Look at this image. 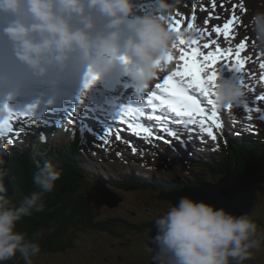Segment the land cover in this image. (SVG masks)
I'll return each mask as SVG.
<instances>
[{
    "label": "clouds",
    "instance_id": "obj_1",
    "mask_svg": "<svg viewBox=\"0 0 264 264\" xmlns=\"http://www.w3.org/2000/svg\"><path fill=\"white\" fill-rule=\"evenodd\" d=\"M173 10L170 0H151L146 11H138L137 0H0V13L14 17L4 32L19 61L38 77L72 67L76 75L96 77V83L119 74L134 91L145 92L180 41L196 37L195 30L169 26ZM249 27L254 49L264 53V12L254 13ZM207 86L219 108L245 102L244 88L231 75H220ZM9 145L0 136V164L10 154ZM60 177L51 163H38L36 190L17 206L10 203L11 189L0 171V262L19 254L24 264H33L41 250L40 233L30 239L18 223L43 211V197ZM257 228L249 214L184 196L155 220L149 250L154 264H233L259 247Z\"/></svg>",
    "mask_w": 264,
    "mask_h": 264
},
{
    "label": "rangeland",
    "instance_id": "obj_2",
    "mask_svg": "<svg viewBox=\"0 0 264 264\" xmlns=\"http://www.w3.org/2000/svg\"><path fill=\"white\" fill-rule=\"evenodd\" d=\"M172 1L175 2L178 7L184 5L183 3L184 0H172ZM215 2L217 6L215 9H213L211 7L212 0H197L195 5L197 27L207 28L209 26L210 28H213L214 26L219 25L218 23H216L217 22L216 20L219 19H221L220 26L222 27L223 24L227 22L229 18H231V16L233 15L234 6H236L235 14L241 18L242 22H238L233 26L232 33L230 34L229 39L221 47H232V44L237 45L241 41H246L247 46L244 51L247 50V54L245 55L244 59H246L249 62V66L247 67L249 69V72L254 70H259L258 76L260 77L261 73L264 72V70L260 69L259 67L261 63H264V53L258 52L253 47V38H252L251 28L249 27V21L251 17L254 15V13L264 12V0H215ZM241 5L244 10L241 9L240 7ZM137 6L143 7L144 10H147L148 8H150L151 2H143L142 0H137ZM210 12L212 13V18L209 19ZM168 19L174 22L173 24L174 26H176L175 22L179 20L180 24L178 25V27L180 28L181 31H183L187 29V23L190 22L191 17L182 19L179 17L178 11L174 9L168 14ZM204 19H209L207 25L202 23ZM181 47L182 46H180L177 49L180 50ZM179 55H180L179 53H175L173 55L174 59H178ZM261 59H263V61ZM165 70L166 69L164 68L163 72H165ZM263 86H264V81L261 82L260 87ZM252 102L254 104L255 102H258V100H252ZM260 104L262 108H264V102H260ZM253 124L255 125V127L260 128L262 131H264V119L259 117L255 121H253L252 125L250 126H254ZM235 129L240 130L238 128V125H236ZM240 131L243 133H255V134L257 133L251 127H242ZM34 132L35 131L33 130L32 134L29 136H26L25 134L23 136L24 138L19 140L22 142H18L16 140L17 147H10V149H21V147L26 149V146H28V142L32 141L33 138H35V140L38 139L39 141L38 144H42L41 137H43L44 135L39 132L40 136H38ZM60 133L61 131L56 132V134H60ZM122 143L123 142H121V144ZM53 144L58 145L59 143L57 141H54ZM160 145L158 142H156V146L159 147ZM42 146L45 147L46 145L42 144ZM87 146L89 149L95 148L96 144L93 143L92 139H89L88 142L86 143V147ZM170 147L172 146L169 145L168 148ZM118 148L121 151V155L124 157L125 163L124 166L121 165L120 168L117 165L116 167L117 171L111 172L110 174L124 175L127 173H132L133 169L139 166V168L141 169L143 168L147 169L148 172H145L146 177H152V178L157 177L160 179V181H165V180L167 181L169 180L170 176H174V174L171 173L170 170H168L167 166L164 163L165 161H169V160L173 163L171 156L166 157L164 159L165 161L161 160L160 158L157 157V154H159L160 152L159 149H157L155 146L148 145L147 148L149 150V153L147 155L139 154L137 146L130 143H124L123 145H119ZM133 148L136 149L135 152L132 151ZM201 150H203V148ZM162 151L165 150L162 149ZM214 152H219V149L218 148L211 149V154ZM84 157L88 158L90 161L103 163L99 160L100 157L93 158L89 155H84ZM105 157L108 160L109 158H111V160L118 159L117 156L112 154L108 155L106 153H105ZM106 159L104 162H106L107 164L114 163ZM132 159L133 162H131ZM145 159L148 160L147 163H145L144 161ZM217 165L219 164H215V166ZM103 167L107 169L106 166ZM179 169L180 170L177 173L178 177L188 176L189 174H187V171L191 172V174L195 173L194 167H192V169L189 170L183 169L182 167ZM105 173L107 174L108 170L105 171ZM139 173L142 172L140 171ZM121 180L124 179L121 178ZM82 188L83 189L79 190L78 193L76 192L72 193L71 196L72 198L70 200H73L75 197H79V195L84 194L88 188V185H83ZM122 195L125 197V201L123 204L114 208H111L108 205H103L101 208H99L98 213L107 216L111 214L119 215L128 222L127 224L129 223L135 224V223H141L142 221L147 220L149 217H150L149 220L154 219L162 215L167 208L166 203H162V201L157 199L156 189L154 190L149 188L146 192H141L134 189V190L126 191L125 194ZM262 201H264V195H262ZM117 203L118 201L114 202L113 206ZM260 216L264 219V213H262ZM99 217L100 220L105 218L103 216H99ZM95 221L96 220H92V222ZM80 224L90 225L91 223L88 224L84 222H79L77 227H80ZM133 228L134 227L131 226L120 227L119 228L121 232L120 235L111 234L110 232H95L89 230L88 232L85 233L84 235L85 238H82L83 240H79V243L83 245L85 251L74 249L71 255L51 254L49 257H44L46 259L45 263L42 262L39 264H85V263L103 264V262H105L104 254H107L106 258L108 257L111 263L114 264H138L140 262L142 263L150 255V250L148 245L149 235L147 233L134 231ZM121 240H124L126 244H121L120 243ZM258 255L261 256V259L255 258L254 260H257L255 261L257 263H252V264H264V250L259 252ZM33 263H37V261H34ZM248 263L249 261H245L243 264H248Z\"/></svg>",
    "mask_w": 264,
    "mask_h": 264
},
{
    "label": "snow or ice",
    "instance_id": "obj_3",
    "mask_svg": "<svg viewBox=\"0 0 264 264\" xmlns=\"http://www.w3.org/2000/svg\"><path fill=\"white\" fill-rule=\"evenodd\" d=\"M215 0H212L211 7L216 8ZM235 7L233 10V15L223 24V26H214L211 30L208 28H198L196 24V14L193 11L190 22L187 23V29L195 30L196 37L194 39L181 40V45L191 46L190 51H186L183 47L180 48L179 61L182 63H177L175 65V70L169 69L168 73H164L160 78L162 83H155V90L142 91L137 89L135 91V99L139 101L147 100V105H150L153 110L156 109H167L168 112L174 114L176 122L185 126V128L191 133L197 134L202 139V134H206L212 141L217 140L216 130L223 131V114L220 108L217 107L215 100L212 97V93L208 88V83L210 81H215L218 76L223 73L225 69L231 68L233 73H241L244 67V61L241 59V53L245 50L247 46L246 41H241L236 45L235 51L232 47H221L217 39L212 38L213 33L216 36L223 35L225 40L229 39L232 33L233 26L238 22H242L241 18L235 14ZM242 10V5L240 6ZM246 11V10H245ZM212 18V13H209V19ZM218 18V17H217ZM209 19H204L203 24L207 25ZM180 21L177 20L174 26L169 20V26L173 29L180 30L178 25ZM203 38L208 39V43L200 44V40ZM213 45L215 49L212 50ZM235 56L234 66L224 64L223 67L217 69V64L221 60H227L229 57ZM174 57H170L168 63H171ZM260 69L264 70V63L259 65ZM164 69L161 70L163 72ZM205 73H208L205 75ZM181 79H177V78ZM188 77V80L182 78ZM238 79L242 86H244V78L240 76H233ZM96 77L87 79L84 88L89 89L96 84ZM260 80L264 81V72L260 75ZM124 88H130L128 84L123 85ZM254 91V89H253ZM202 98H206L202 100ZM116 97H113L108 103L110 106L117 110L115 114L121 118L130 116H140L142 113L139 109L133 108L131 106L120 107L114 103ZM256 99L260 102H264V94L259 95ZM84 104V99L78 100V106ZM210 106L209 107H206ZM234 105H227L225 109H232ZM246 114H250L253 110L260 114V118L264 119V108L262 107H251L248 103L243 106ZM5 114H0V136H5L8 133L14 131L12 126V119L14 116H32L39 120L37 110L35 108H30L27 111H13L7 106H5ZM248 119H251V115H247ZM155 119L160 120V116H156ZM128 127L133 133L141 136H146L152 138L154 132L150 127L145 126L143 123H129ZM23 127H20L19 131H16V136L18 137L21 132H23ZM170 135L177 137L176 131H171ZM162 138V137H160ZM179 138V137H177ZM8 142L13 143L12 139H8ZM167 142V141H166ZM133 152L136 151L135 148L132 149Z\"/></svg>",
    "mask_w": 264,
    "mask_h": 264
},
{
    "label": "trees",
    "instance_id": "obj_4",
    "mask_svg": "<svg viewBox=\"0 0 264 264\" xmlns=\"http://www.w3.org/2000/svg\"><path fill=\"white\" fill-rule=\"evenodd\" d=\"M183 3H184V5L182 6V8L185 9L184 11L187 14H189L193 8V0H184ZM83 137H84L83 130L80 129L79 135H78V140H73L71 142V144H69V145H71L72 150L75 151V155L77 158H78L79 152L81 151L79 140L83 139ZM248 152H249V150L247 149L245 144L243 145L241 143V144L233 147V151L228 152V156H227V159H229L231 161L229 163H232L233 166H231V167L228 165L226 167L224 166V168H221L222 170L220 173L221 174H224L227 172L239 173V172H243V170H245V172H247V173L256 174L258 176V178L260 179V182L264 183V170L262 168L263 165H256L254 168H250V169H247V167L243 166V164H241V163L238 164V166H235V164H237V162H235L236 161L235 156L237 155V153L240 154L239 157L241 159V158L245 157ZM14 156H15L14 158H16V161H15V159L8 161L10 168L13 170V172L15 174H17V176L20 180L27 179L29 167H27L26 171H25V165H27V166H30V165L27 163L26 157L22 154L21 155L14 154ZM66 163L69 165V167L74 166V165H72L73 163L69 160ZM76 167L77 166H74V169ZM210 168H211V165H210ZM212 168H213V166H212ZM118 177L119 176H117L116 178L118 179ZM66 179L68 180V182H70V181H73L74 179H77V177L74 175L73 179H69L68 177ZM101 179L103 180V178H101ZM201 180H202V178L199 177L197 181L193 180V182H188V183L195 184ZM118 181L119 180H111L109 183L111 184L113 189L115 188V189H118L121 191L122 188L117 186ZM124 181H125L124 182L125 183L124 188H126V189H130L129 187L133 186V184H135V186H138V187H142V186L146 187L145 182L138 181L137 183H135L130 176H124ZM81 182H82V180H81ZM147 182L149 183V181H147ZM155 185H156V187L160 186V183L158 180H155ZM169 185H171V184H169ZM74 188H75V186L68 185V184L64 183V186L58 185V187H57V190H58L57 192L60 193L57 200L54 199V195L57 192L51 193L49 195L48 199H47V196H44V198L46 200L45 205H44V209H45L44 211H48L49 213L46 214L45 217L42 218L41 223H44L45 227H50L52 229V231H51L52 237H51V239L48 238L46 240V239H42L39 236L40 240L38 239V242H42V245H43L42 250L43 251H46L47 248H49L48 243L50 241H51L52 249L59 248V246H60L59 242H60V239L63 235V231L60 228L65 227V226L66 227H72L73 223H70V222H77L81 217L90 219L91 218V216H90L91 212L94 213L95 218H96V216L98 218H100L99 216L105 217V218L101 219L102 224L104 225V228H106L110 231L111 234H115L114 231H115V228L117 227V223L122 222V219L119 218L118 216L108 217L107 215H97V211L95 210L94 206L91 203H89L87 201V198H85L84 196H82V198L77 200L76 206L71 207L67 203H63V202L59 203L58 200L65 198V196H67V195H70L71 192H69V191H72ZM263 191H264V188H263ZM260 221H259L260 224H257L258 225L257 233L258 232L264 233V219L260 218ZM19 224H20L19 226L24 225V223L22 224V222H19ZM25 224H28L30 226L36 225V223H34L31 220ZM140 230H143V228H141ZM36 233H38V231L34 227H31V229L29 231L30 236L33 237L34 234H36ZM67 247L68 246L65 243H63L62 246H60V249H66ZM250 251H251V257L249 259L244 260V261H236V264H243L245 261H249L248 264L257 263L254 260L252 261L251 258L253 256V250L251 249ZM3 262H0V264H3ZM7 264H17L16 257H14Z\"/></svg>",
    "mask_w": 264,
    "mask_h": 264
},
{
    "label": "water",
    "instance_id": "obj_5",
    "mask_svg": "<svg viewBox=\"0 0 264 264\" xmlns=\"http://www.w3.org/2000/svg\"><path fill=\"white\" fill-rule=\"evenodd\" d=\"M36 168H32L30 174L35 176ZM11 181L8 179L9 188L11 189L10 195H14V189L10 185ZM258 179L252 175L249 176H226L216 184L205 183L202 185L192 186L184 188L181 191H167L161 195V198L168 199L172 203H177L181 197L188 196L196 200H204L217 207L226 208L228 211L236 215L249 214L252 212L256 204L258 203L257 190L259 189ZM96 192H99L104 196L103 199H98ZM107 187L103 189H95V192L91 194V199L101 204L113 205L114 202L121 201L122 198L110 196ZM117 203V204H118ZM115 204V205H117ZM155 234V229L150 236L149 245L151 246V237ZM153 256V254H152ZM151 256V264H154Z\"/></svg>",
    "mask_w": 264,
    "mask_h": 264
},
{
    "label": "bare ground",
    "instance_id": "obj_6",
    "mask_svg": "<svg viewBox=\"0 0 264 264\" xmlns=\"http://www.w3.org/2000/svg\"><path fill=\"white\" fill-rule=\"evenodd\" d=\"M138 11H141L140 9H138ZM168 20H170V19H168ZM217 22L216 23H218L219 24V26L221 25V19H219V20H216ZM171 23L172 24H174V22L171 20ZM208 29H212V28H210L209 26L207 27ZM212 38H217V40L219 41V43H220V45L221 46H223L226 42H227V40H225V38H224V36L223 35H220V36H216V34L215 33H213V37ZM207 41H208V39L207 38H205V39H201L200 40V44L201 45H203L204 43H207ZM209 42V41H208ZM182 47H184V49L185 50H189V47H191V46H187V45H181ZM236 45H234V44H232V48H233V50H235L236 49V47H235ZM215 47V45H213V47L212 48H214ZM180 52V50H178V49H176L175 50V52H174V54L175 53H179ZM247 54V50L246 51H243L242 52V54H241V59L244 61V67L242 68V70H241V73H239V74H237V73H233L232 71H231V68H228V69H225L223 72H224V75H231V76H234V75H237V76H240V77H242V78H244V86H242L243 88H244V91H245V102L243 103V104H240V105H236L233 109H232V113L235 115V120H237V123H243V121H244V119H245V117H246V112H245V110L243 109V105L245 104V103H248L249 104V106H251V107H253V108H255V107H262L261 106V104H260V101H258V102H255L254 104H251V103H253L252 102V100H257L256 99V97L257 96H259V95H261V88H260V85H261V80H260V77L258 76V73H259V70H254V71H251V72H249V69H248V67L247 66H249V62L246 60V59H244V57H245V55ZM235 56H232V57H229L227 60H221L218 64H217V69H220L221 67H223V65L224 64H228V65H230V66H232L234 63H235ZM262 61H263V59H261ZM208 73H205V75H207ZM252 89H254V91L252 90ZM84 106H85V104H83V106L81 107L82 109L84 108ZM128 106V103L126 104V107ZM85 108H86V106H85ZM87 109V108H86ZM81 110V109H80ZM145 111H143V110H140V112L142 113V115H140V116H131L130 117V119L132 120V121H140V122H142L143 124H145L147 127H150L152 130H154L153 129V127H151L150 126V122L149 121H147L146 119H144L143 118V115H148L149 114V111L147 110V109H144ZM251 114H252V119L253 120H256V118L257 117H259L260 116V114H258V113H256L255 112V110H253L252 112H251ZM80 115L81 116H86L87 118H89L90 120H92V121H94V122H96L90 115H89V112L88 111H86V110H82L81 112H80ZM240 121H239V120ZM145 120V121H144ZM30 121H32L34 124H36V125H38V123L35 121H33V120H30ZM98 121H100L99 119H98ZM246 121V120H245ZM246 122H249V121H246ZM69 123V122H68ZM107 124H112V122L108 119L107 120V122H106ZM115 126L114 127H112L111 128V130L112 131H114L115 132V129H116V133L118 132L119 133V129H118V124L119 123H117L116 121H115ZM158 124L160 125V123L158 122ZM64 125H65V123H64ZM63 125V126H64ZM61 128V127H60ZM63 128H65V126L63 127ZM63 128H61V129H63ZM154 132V134H156V135H158V136H160L159 134H163V133H160V132H158V131H153ZM62 134H63V131L61 132ZM127 133H130V135H132V136H134V135H137V134H135V133H133V132H128L127 131ZM111 134H113V132H111ZM177 137H179V136H177ZM176 137V138H177ZM175 137H173V136H171L169 139L172 141V142H176V140H178V139H176ZM148 139H150V138H148ZM185 139H187V138H185ZM61 142L62 141H64L65 142V140L63 139V140H60ZM71 142L72 141H70L69 142V144H71ZM71 146V145H70ZM71 148V147H70ZM164 147H162V149H163ZM187 148H190L191 149V146L188 144H186V146H185V149H187ZM192 150V149H191ZM67 153L70 155V152H68L67 151ZM40 166H43L42 164H39ZM143 176V175H142ZM145 184H146V186H148L149 185V183L148 182H145ZM130 186V185H129ZM108 195H110V196H115V197H118L117 195H115V194H112V193H108Z\"/></svg>",
    "mask_w": 264,
    "mask_h": 264
}]
</instances>
